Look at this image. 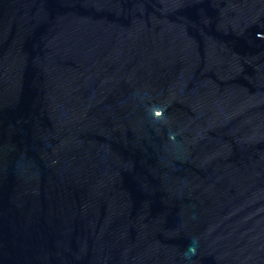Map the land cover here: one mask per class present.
I'll return each mask as SVG.
<instances>
[{"label":"water","instance_id":"water-1","mask_svg":"<svg viewBox=\"0 0 264 264\" xmlns=\"http://www.w3.org/2000/svg\"><path fill=\"white\" fill-rule=\"evenodd\" d=\"M0 264H264V0H0Z\"/></svg>","mask_w":264,"mask_h":264}]
</instances>
